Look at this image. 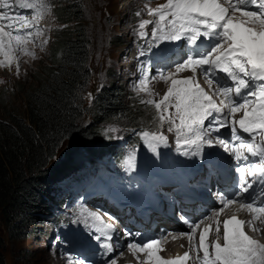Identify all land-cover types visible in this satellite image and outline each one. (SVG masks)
<instances>
[{"label":"snow or ice","instance_id":"6c2138e0","mask_svg":"<svg viewBox=\"0 0 264 264\" xmlns=\"http://www.w3.org/2000/svg\"><path fill=\"white\" fill-rule=\"evenodd\" d=\"M16 8L31 10V18L14 12ZM144 9L153 19L140 20L136 34L146 36L151 24L153 43L181 42L186 58L167 61L175 64L174 71L158 69L152 77L141 65L142 77L135 86L138 92L151 96L150 80L168 83L159 100L149 98L141 103L154 107L153 119L160 127L169 125L183 155L200 156L205 147L223 148L237 162L238 179L231 191L217 194L221 207L206 218L214 221V229L211 224L201 227L203 221L192 223L182 217L190 230L169 233L173 240L187 239L190 250L183 255L164 258L160 253L168 237L163 236L132 240L127 248L137 264H187L190 260L193 264H264V243L245 231L247 226L259 233L258 225L264 224V0H165L156 7L146 2ZM49 11L47 0H0V68L15 64L18 75L17 52L35 57L28 45L34 36L43 35L39 22ZM185 71L191 75L181 78ZM198 75L203 76L207 90ZM222 129H230L228 138H222ZM105 131L115 133L117 128L109 126ZM140 136L152 151L168 140L159 131L145 130ZM126 163L134 166V157ZM233 205L236 210L221 219ZM239 211L247 212L250 219H239ZM89 216L99 233L95 238L103 241L106 253L113 252L110 233L115 225L105 223L98 212ZM213 231L215 238L210 239ZM110 264L117 261L112 259Z\"/></svg>","mask_w":264,"mask_h":264},{"label":"rangeland","instance_id":"374dc122","mask_svg":"<svg viewBox=\"0 0 264 264\" xmlns=\"http://www.w3.org/2000/svg\"><path fill=\"white\" fill-rule=\"evenodd\" d=\"M61 1L64 2V0H47L50 5V11L46 12L43 19L39 22V26L44 29V33L41 36H34L33 43L28 45V48L35 53V57L33 58L17 52L19 56L18 75L15 64L11 68H0V106L7 104L18 114L25 115L23 96L20 93V89L21 86L29 84L30 75L36 66L49 59L51 38L53 37V40L56 42L58 37L54 33L59 32L60 30L58 29L64 26V24L59 23L56 19V13L60 11L56 12L54 9V3H60ZM75 1L82 3L84 13L81 20L72 21L68 23V26L82 32L89 42L87 65L91 75L83 93V101L86 106H89L91 98L99 87L112 83L121 84L125 89V103L136 113L135 117L131 120L120 117L102 122L98 126L100 135L105 141H108L114 136H116L115 138H120L130 132L140 135L142 131L148 130L159 131L166 137L176 139L175 133L168 131V124L160 127L159 121L153 119L155 116L154 107L141 103L142 100L149 98L159 100L167 91L168 83L160 80H150L151 96L148 93L138 92L135 87L142 77V72L139 68L141 65L144 68L141 58L142 50L151 51L155 56L154 63H156L158 68L156 70L152 68L149 72L144 70L148 76L152 77L156 76L158 69H169L171 63L168 64L167 61H170L173 51L178 47V49H183L181 42H164L162 45L153 43L151 36L153 25L151 24L146 27V32L148 33L146 36L139 37L136 34L137 25L140 20L153 19V17L148 16L146 9H144L145 3H149L151 7H156L158 4L164 3L165 0ZM13 11L27 14L29 19L31 18V10L16 8ZM137 11H141L140 16L136 15ZM67 16L72 15L68 14ZM42 21L44 26L42 25ZM45 39H47V43H42ZM167 71H174V69L171 68L165 72ZM190 75V71H185L180 74V77ZM201 78L204 79L203 76H197L201 85L207 89L206 81L203 83ZM170 111L174 112V109H170ZM3 115V111L0 109V118H3ZM109 126H114L117 128V131L115 133H106L105 129ZM148 146L141 138V143L127 155V160L129 157H134V166L128 165V169L121 176L117 177L116 183L110 184V188L116 196L125 197L135 194L141 197L143 192L150 191V186L147 183L150 184L152 177L150 172L153 168L150 166L151 148ZM101 166L104 171L91 170L88 167L90 171L84 169L80 172L79 176L75 173L73 177L67 176L64 180L56 182L52 187V192H56V200L49 203L47 212L42 215V222L29 237H22L17 240L11 239L2 228L1 235L5 242L3 253L6 264H92L94 260L93 255L95 254L94 252L87 253L88 250L103 252L107 257L114 256L112 259H115L117 264L123 262L126 264H137L132 254L126 252V243H112L114 251L106 253L105 249L101 246L103 241H98L95 238L99 235L95 227L93 225L83 227L84 224H90L93 221L89 213L97 212L94 209L95 203L93 199L86 195L85 191H93L94 184L98 183L97 180L103 175L105 179H108V176L105 175L106 168L108 167L107 158L103 160ZM176 167L180 171L183 170L180 165ZM96 173L98 177L94 179L93 177ZM146 179H149V181L147 182ZM100 181L104 182L103 179H100ZM91 182H93V185H91ZM109 183V181H106L104 184L108 185ZM146 187L147 189H145ZM157 191L158 194H163L169 199V192H164L161 188H158ZM62 195L65 199L70 196L66 205L63 201L61 204L64 205H60L58 202V199H62ZM48 212L49 214L47 215ZM231 214L227 213V215ZM59 217L61 220L56 225V220ZM209 222L215 228L214 221ZM258 227L263 229L262 225ZM68 228L75 232L85 245L84 253L81 255L71 252L68 242L61 236L62 233L60 231L63 232V230L65 231ZM183 231L185 230L179 227L176 229V232ZM213 234L215 235L214 231L210 239L215 238ZM256 238H259L258 240L264 243L263 236L260 235ZM166 253L167 249L160 254L166 258ZM192 256L195 255L193 254ZM140 258L143 260V256ZM111 260L103 264H110ZM188 262L193 263L192 260Z\"/></svg>","mask_w":264,"mask_h":264},{"label":"trees","instance_id":"16d2710c","mask_svg":"<svg viewBox=\"0 0 264 264\" xmlns=\"http://www.w3.org/2000/svg\"><path fill=\"white\" fill-rule=\"evenodd\" d=\"M54 9L60 11L56 19L64 26L56 28V42L51 38L49 59L36 66L28 85L21 86L25 115L7 104L0 106V264H6L2 228L11 239L29 237L53 200L56 182L106 155L120 161L128 151L120 146V138L128 140V146L137 141L131 132L108 141L100 135L102 122L131 120L136 113L125 103L124 87L115 83L99 87L86 106L89 42L68 26L81 20L83 5L64 0L54 3Z\"/></svg>","mask_w":264,"mask_h":264},{"label":"bare ground","instance_id":"6f19581e","mask_svg":"<svg viewBox=\"0 0 264 264\" xmlns=\"http://www.w3.org/2000/svg\"><path fill=\"white\" fill-rule=\"evenodd\" d=\"M202 79V78H201ZM202 81H203V83L205 82V80L204 79H202ZM207 90V89H206ZM82 147V146H81ZM236 210V207H234L233 209H230V210H226V212L224 213V214H222V216H221V219H223L224 218V216H226L227 215V213H232L233 211H235ZM237 216H238V218L239 219H242V220H248V219H250V216H249V214L247 213V212H245V211H239V212H237ZM209 221H213V220H211V219H205L204 220V224H210V222ZM203 224V225H204ZM260 225H262L263 226V229H261V232H259V233H257V232H253V231H251V230H249V228L247 227V226H245V231L248 233V235H250V236H252L254 239H257L256 237L257 236H263L264 237V224H260ZM260 225H258V226H260ZM176 226V229L178 228V226L177 225H175ZM214 227V226H213ZM214 229V228H213ZM185 231H189V230H185ZM175 233H179V232H175ZM214 235V234H213ZM212 235V236H213ZM214 237H215V235H214ZM199 238V232L197 233V238L196 239H198ZM259 239V238H258ZM183 245V246H182ZM180 248L181 249V252L180 253H184L185 251H189L190 249H189V243H188V241H187V239L186 238H179V239H175V240H173V239H171V238H169L168 240H167V242L165 243V245H164V250L163 251H165L166 249H168V250H170V251H172V250H175L176 248ZM119 252V251H118ZM127 253H130L129 251H126ZM124 253V252H123ZM122 253V254H123ZM131 254V253H130ZM191 255H193V254H191ZM195 255V254H194ZM124 260H125V257H124ZM64 264V263H63ZM120 264H126L125 262H123V263H120ZM127 264H129V263H127ZM187 264H193V263H191V262H187Z\"/></svg>","mask_w":264,"mask_h":264}]
</instances>
